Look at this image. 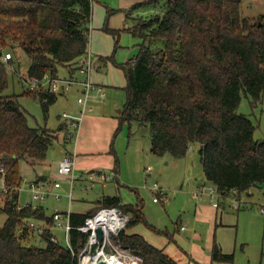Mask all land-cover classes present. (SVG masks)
Segmentation results:
<instances>
[{
  "label": "trees",
  "instance_id": "trees-1",
  "mask_svg": "<svg viewBox=\"0 0 264 264\" xmlns=\"http://www.w3.org/2000/svg\"><path fill=\"white\" fill-rule=\"evenodd\" d=\"M92 1L0 0V54L12 53L9 64L0 61V178L8 188L0 205L6 215L0 226V264H77L68 248L50 239L57 237L55 230H45L42 246L28 244L31 237L22 228V219L52 222L41 206L14 209L22 181L19 161L39 165L52 143L66 140V134L63 128L28 125L17 95L5 94V65L12 66L14 54L21 52L28 60L29 78L57 76L59 66L68 71L79 66L88 51ZM241 1L136 3L132 9L151 6L155 11L144 18L125 14L129 23L123 30L140 42L134 57L116 64L126 80V100L117 116L116 133L122 124H127L129 132L133 125H147L150 153L156 156L169 153L182 158L197 144L203 176L223 196L232 190L239 193L264 186V139L253 137L252 121L238 111L242 96L253 106L264 93V13L255 18L242 16ZM105 29L118 37V30ZM23 93L36 98L44 114L58 95L27 88ZM110 152L114 153L112 147ZM94 203L95 208L87 212H71V224L82 225L102 206H118L129 214L126 227L145 222L140 199L122 203L117 195H105ZM118 238L141 258L139 264H179L140 234L123 230ZM85 240V234L70 230L74 251ZM210 257L213 262H233V254L222 251L216 242Z\"/></svg>",
  "mask_w": 264,
  "mask_h": 264
},
{
  "label": "rangeland",
  "instance_id": "rangeland-1",
  "mask_svg": "<svg viewBox=\"0 0 264 264\" xmlns=\"http://www.w3.org/2000/svg\"><path fill=\"white\" fill-rule=\"evenodd\" d=\"M125 1L131 0H93L91 5L92 16L89 23V43L87 49L92 52L91 80L103 85L106 100L101 103L99 100L91 99L89 106L91 111L85 112L84 116L101 115L113 116V111L122 108L126 100V80L124 73L116 64L125 62L134 57L138 52L137 43L140 40L125 32V14L132 17H146L152 14L155 9L151 6L131 7L144 0L132 2L127 6H121ZM131 5V6H130ZM242 16L255 18L264 13V0H242L240 4ZM131 21V20H130ZM129 23V21H128ZM118 30V37L108 32L105 28ZM117 39V43H116ZM6 52V50H4ZM89 54V53H87ZM94 55H97L94 58ZM12 67L5 65L8 73V84L5 94L17 95L20 106L25 110L27 123L31 127H47L56 130L60 127L61 115L66 113L69 116H79L81 105L78 102V86L73 84L70 90H65L57 95V99L48 107L46 114L43 113L40 103L31 95L23 93L26 88L23 86L20 76L26 74V63L24 57L16 52ZM110 57V59H108ZM104 59L105 61H102ZM94 61V62H93ZM99 66L93 69L94 63ZM17 72H16V71ZM57 76L64 78L82 79L83 74L78 70L68 71L65 67H58ZM107 110V111H106ZM110 111V113H109ZM238 111L247 115L254 125L253 137L258 140L264 139V93L260 101L251 105L248 99L242 96ZM84 119V118H83ZM82 119V123H83ZM102 121L101 119H98ZM85 120L83 123L85 132L81 133L71 141L66 137L54 141L47 151V180L58 178L61 188L57 190L63 194L60 198L47 195L40 204L44 213L50 216L54 211L65 212L68 210V200L65 197L69 184L66 178L58 177L55 173L56 161L61 157L62 150L72 147L75 151L77 143L85 148H79V156H85L86 169L83 172L105 170L102 165L109 156L108 150L111 147L116 156L117 167L119 166L118 182H108L99 185L98 182H84L76 179L74 182V197L69 211L76 206H82L87 200H95L101 193L117 195L123 203H136L142 201V213L145 222H139L131 228L126 227V233L134 232L142 235L150 244L156 247H165L166 251L187 254L195 260L196 264H264V187L255 186L247 193L241 194L239 206L231 201L230 196L218 200L217 224L222 223L225 227H210L203 222L194 221L195 206L199 204L204 194L194 198L193 193L198 187L207 186L203 178L202 167L197 152V144H192L186 155L182 158H175L169 153L156 156L150 153V141L147 125H133L131 132L127 124H122L117 131L110 134L106 129L108 122H102L101 126L89 125ZM118 121V118H117ZM119 122V121H118ZM109 138L108 144H106ZM65 148V149H64ZM112 161V162H113ZM114 163V162H113ZM77 166H79L77 164ZM19 168L22 174V181L19 184L18 203L23 205L32 201L28 184L34 178L33 167L19 161ZM152 174L148 175L146 169ZM70 182V178H68ZM156 182L163 190L165 196L163 202H154L153 194L149 187ZM98 183V184H97ZM91 184V189L86 188ZM95 184V185H94ZM96 197V198H95ZM5 197L0 196V205ZM207 200V199H206ZM210 203H212L210 201ZM235 204V205H234ZM213 205V203H212ZM6 215L0 212V226L3 225ZM183 226L185 229L180 230ZM59 242L64 243L60 231L55 232ZM210 241L216 242L226 253L233 254V262H210V248L207 245ZM28 244L42 246L38 240L28 241ZM94 256H92L93 258ZM135 256L124 247V263L132 264Z\"/></svg>",
  "mask_w": 264,
  "mask_h": 264
},
{
  "label": "built area",
  "instance_id": "built-area-1",
  "mask_svg": "<svg viewBox=\"0 0 264 264\" xmlns=\"http://www.w3.org/2000/svg\"><path fill=\"white\" fill-rule=\"evenodd\" d=\"M12 60V53L5 52L0 54V61L4 64H9ZM79 66L81 71L84 73V79L77 78H64L61 79L57 76H50L48 74L43 75L41 78H29L27 74H22L20 80L23 82L24 86L31 91L46 90V92L51 93H61L65 90H70L73 84L80 87L81 91L79 93L78 102L81 105V110L79 116L72 117L66 113H62V128L66 134V137L71 141L73 138L76 139L79 135V128L84 117L85 112L92 109L89 106L91 99L103 100L105 97V91L103 87L99 84L94 83L90 80V71L92 67V60L89 54L82 56L79 61ZM12 67V66H10ZM45 100V98H44ZM75 164V156L69 154L64 156L58 163L57 173L60 176H67L70 178V184H72L74 179L73 168ZM0 172L3 174V168H0ZM146 173L151 175L150 169H146ZM89 179L92 182L103 183L108 180L117 178L115 170L103 169L88 172ZM91 184H87L86 188H90ZM60 188V182L57 180H47L38 179L30 181L28 184V189L30 191L32 201L20 205L16 204L15 210L29 206L31 208H36L38 204L34 201H43L47 195H52L55 198H60L61 194L57 192ZM149 189L153 194V201H165L163 197L162 188L154 182ZM19 191V189H18ZM8 192V188L5 184L4 178H0V196L5 197ZM207 193L209 197L216 201L223 195H220L216 187L208 183L207 186L198 187L195 194ZM230 194H237L236 190H232ZM229 194V195H230ZM68 198L71 199L72 190L67 194ZM228 195H225L226 197ZM235 204L239 202L237 199L232 200ZM263 212V208H261ZM52 222L48 223L44 219H36L34 217H27L22 219L21 226L28 233V236L42 242L43 233L45 230H55L60 231L64 238L63 244L68 248L73 255L76 256L77 264H95L99 260H104L107 264L108 260L115 259L120 264H124V246L119 242V233L126 228L129 221V214L125 213L118 206H102L99 207L93 214L87 216L84 219L82 225L74 226L70 222V212L69 211H54L51 215ZM183 228V227H182ZM77 229L79 232L86 235V240L83 246L76 252L74 251L71 241H70V230ZM98 230L100 232H98ZM50 239L53 242H59L58 237L51 235ZM43 243V242H42ZM92 256H94L92 258ZM135 256V261L132 264H139L141 258L138 255Z\"/></svg>",
  "mask_w": 264,
  "mask_h": 264
},
{
  "label": "crops",
  "instance_id": "crops-1",
  "mask_svg": "<svg viewBox=\"0 0 264 264\" xmlns=\"http://www.w3.org/2000/svg\"><path fill=\"white\" fill-rule=\"evenodd\" d=\"M136 1H138V0H136ZM135 0H131V1H125L126 3H123L121 6H127V5H129V4H131L132 2H136ZM131 6V5H130ZM131 15V14H130ZM92 16V15H91ZM124 22H125V27L126 26H128V23H127V21L125 20V18H124ZM18 53V55L20 56V57H24L23 56V54L21 53V52H17ZM87 53H89V55L90 56H92V52H90V50H88L87 51ZM92 53V54H91ZM97 55H94V58L96 57ZM24 59H25V62H27L26 63V68H27V65H28V60L24 57ZM91 60H93V58L91 57ZM102 61H105L104 59H102ZM94 62V61H93ZM98 64L96 65V63H94V65L95 66H93V69L95 68V70H96V66H99V62H97ZM79 65V64H78ZM75 70H78L79 72H81L83 75H84V73H83V71H81V69H80V66H76L75 68H74ZM92 71V70H91ZM84 77L85 76H83V78L82 79H84ZM81 80V79H80ZM90 80H91V73H90ZM103 86V85H102ZM104 87V86H103ZM80 91H81V89H80V87L78 86V88H77V90H76V92L78 93V96H79V93H80ZM60 94V93H59ZM58 94V95H59ZM106 100V94H105V97H104V99L103 100H99L101 103H103L104 101ZM92 110V109H91ZM90 110V111H91ZM107 111V110H106ZM120 111H121V108L120 109H117V110H115V111H113L112 112V114H114L113 116H109V115H107V116H101L100 114L99 115H91L90 114V116H84L83 118V123L85 122V120H88L89 118H90V121H88L87 123L89 124V125H91V124H93V125H97L98 127H100L101 126V124H102V122H108V124L110 125V126H108L107 127V129H106V133L109 131L110 132V134L111 133H113V130H115L117 127H118V121H117V116L119 115V113H120ZM109 113H110V111H109ZM98 119H101L102 121H99ZM61 121H62V119H61ZM82 123V122H81ZM83 123H82V128H81V124H80V128H81V133H82V129L84 128V126H83ZM62 128V123H61V125H60V127L58 128V130H60ZM80 128H79V132H80ZM85 132V130L83 129V133ZM108 142H109V138L107 139V141H106V144H108ZM111 144H112V142H111ZM111 147H112V145H111ZM79 148H85V146L84 145H82L81 143H77V147H76V154H75V151H73L72 150V147L71 148H69V149H67V150H62V155H61V157L56 161V167H55V173H56V175L58 176L59 174L57 173V166H58V163H59V161L67 154V153H69V154H74L75 155V164H74V168H73V174H74V178L75 177H80V178H76V179H82V180H84V182H89V175H88V172H83V170H87L86 169V166H85V164H86V159H88L87 157H85V156H79V153H77L78 152V149ZM65 149V148H64ZM108 154L110 155V154H112V155H114V161L112 160V156H109V158L106 160V162L102 165V168H108V169H112V170H115V172H116V174H117V178H115V179H112V180H108V181H106V182H103V183H99V185H103V184H106V183H108V182H118V175H119V166L117 167V163H116V156H115V153H111L110 152V149L108 150ZM114 163H113V162ZM77 164L79 165V166H77ZM46 165H47V156H46V159L43 161V162H41L39 165H36V166H34L32 169H33V174L35 175L34 176V178H36V180H38V179H46V178H48V175H46L47 174V168H46ZM20 169V168H19ZM20 173H21V170H20ZM21 176H22V174H21ZM58 177H60V175L58 176ZM61 177H63V178H66V180H67V182H68V184H69V189H68V191H66V193H65V197L67 198V202H68V210H66V211H69V209H70V207H71V204H72V201H73V197H74V182H72V184H70V182H69V180H68V178L69 177H67V176H61ZM203 178H204V176H203ZM205 179V178H204ZM53 180H57V181H59L60 182V180L58 179V178H55V179H53ZM206 180V179H205ZM207 182V181H206ZM208 183V182H207ZM98 184V183H97ZM95 185V184H94ZM262 187H264V186H262ZM60 188H61V182H60ZM92 188V187H91ZM90 188V189H91ZM70 189L72 190V196H71V199H69L68 198V196H67V194H68V192L70 191ZM252 189V187L251 188H249L247 191H242V192H239V193H237L236 194V196L235 195H232V194H230L229 196H230V198H231V201L233 200V199H237V200H239V202H237V205L239 206V203H240V200H241V194L242 193H247V195H249L250 193H249V191ZM202 194H204V199L203 198H200L199 199V204L197 205V206H195V210H194V221H196V222H199V223H201V222H203V223H205V224H208L210 227H213V226H215L216 228L217 227H225L226 225H223L222 223H219V224H217V211H218V209H219V204H218V200L220 199V198H225L224 196L223 197H220L218 200H216V201H214V200H212L210 197H209V195H207V193H199V194H195V192L193 193V196H194V198H198L199 197V195H202ZM105 195H108V196H112V195H109V194H105V193H101V195L99 196V197H95L96 199L95 200H87L86 201V203H84V205H82V206H76V207H74L73 208V210H71V211H69L70 213L71 212H74V213H84V212H87V211H89V210H91V209H94L95 208V201H97L98 199H101L102 198V196H105ZM61 196H63V194H61ZM207 199V200H206ZM72 200V201H71ZM210 201L213 203V205H212V203H210ZM27 202H29V201H27ZM26 202V203H27ZM31 202V201H30ZM233 202V201H232ZM123 203V202H122ZM234 203V202H233ZM235 205V204H234ZM38 206H41L40 204H38ZM42 207V206H41ZM42 209H43V212H44V208L42 207ZM260 211H261V209H260ZM261 213H264V208H263V212H261ZM132 227V226H131ZM131 227H129V228H131ZM183 226H181L179 229L180 230H184L185 228L183 227ZM132 233H134V232H129V233H127V234H132ZM31 240H35L34 238H31ZM212 244H213V241H210L209 240V243H207V245L206 246H208L210 249H211V247H212ZM160 248H164V250L166 251V248L163 246V247H160ZM166 253L169 255V256H171L174 260H176L179 264H196V262H195V260L191 257V259L187 256V254H182V253H175V252H173V251H169V250H167L166 251ZM210 262L212 263L213 261L211 260V257H210Z\"/></svg>",
  "mask_w": 264,
  "mask_h": 264
},
{
  "label": "bare ground",
  "instance_id": "bare-ground-1",
  "mask_svg": "<svg viewBox=\"0 0 264 264\" xmlns=\"http://www.w3.org/2000/svg\"><path fill=\"white\" fill-rule=\"evenodd\" d=\"M107 264H120V263L117 260L112 259V260H108Z\"/></svg>",
  "mask_w": 264,
  "mask_h": 264
},
{
  "label": "water",
  "instance_id": "water-1",
  "mask_svg": "<svg viewBox=\"0 0 264 264\" xmlns=\"http://www.w3.org/2000/svg\"><path fill=\"white\" fill-rule=\"evenodd\" d=\"M98 232H100V231L98 230ZM95 264H106V262L104 260H99Z\"/></svg>",
  "mask_w": 264,
  "mask_h": 264
}]
</instances>
